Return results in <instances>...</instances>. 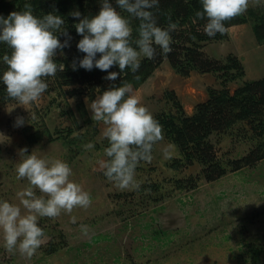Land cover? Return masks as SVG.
Segmentation results:
<instances>
[{
	"label": "rangeland",
	"instance_id": "1",
	"mask_svg": "<svg viewBox=\"0 0 264 264\" xmlns=\"http://www.w3.org/2000/svg\"><path fill=\"white\" fill-rule=\"evenodd\" d=\"M254 7L264 10V0ZM226 28L225 39L206 43L202 51L213 60L227 54L237 58L244 80L263 76L264 44L254 40L249 23ZM70 47L63 49L65 56ZM237 83L226 84L229 94ZM218 86L211 73L180 76L163 61L132 89L153 115L174 112L164 91L171 92L183 112L190 114L195 103L206 99V89ZM66 88L77 89L69 95L63 92ZM97 95L90 99L86 88L74 85L47 91L28 111L16 106L9 114L6 108L15 101L0 103V200L18 203L16 192L28 186L26 180L16 179L22 148L67 162L73 172L70 179L92 199L88 209H74L75 223L65 213L55 220L41 218L39 226L48 242L30 260L7 253L0 238V264H248L249 245L264 249V159L236 171L226 166L223 176L205 182L197 177L200 167L195 163L171 167L177 152L163 140L154 146L152 162H141L136 169L140 190L121 191L98 170L97 161L104 159L108 141L102 137L103 124L92 121L88 108ZM17 116L24 117L23 127L13 126ZM32 133L37 141L29 144ZM248 134L241 124L211 134L213 156L225 164L240 158L254 146ZM89 142L95 145L90 151L84 147ZM164 146L172 148L171 160L163 158ZM189 177L195 178L193 189L175 188L176 179ZM81 225L88 226L87 235L80 231ZM50 248L54 251L47 252Z\"/></svg>",
	"mask_w": 264,
	"mask_h": 264
},
{
	"label": "clouds",
	"instance_id": "2",
	"mask_svg": "<svg viewBox=\"0 0 264 264\" xmlns=\"http://www.w3.org/2000/svg\"><path fill=\"white\" fill-rule=\"evenodd\" d=\"M200 3L202 10L195 15L198 20H206L203 31L209 37L225 35V22L244 15L250 5L261 6V0ZM158 8L159 0H100L94 16H82L74 10L71 15L78 21L74 27L81 37L76 47L84 55L73 60L72 69L96 68L107 73L104 79L116 81L126 70L137 73L142 59L153 60L157 49L164 55L170 53L171 34L178 30V25L169 18L167 27H160L153 12ZM133 20L138 21L135 38ZM57 33L64 37L63 41ZM71 39L62 16L50 12L38 17L30 3H25L23 11L0 16V44L10 50L0 56V62L7 66L0 74V82L7 98L15 101L6 108L9 114L16 106L28 111V106L47 92L48 78L64 71L54 57L58 52L63 55ZM113 67H118L119 72L110 71ZM88 108L92 121L103 124L102 137L108 141L103 149L104 159L97 161L98 170L119 190L139 191L141 182L136 178V169L141 162H152L154 146L164 140L163 126L133 94L128 83L100 92ZM25 123L23 116H17L13 126L23 127ZM84 147L90 151L95 145L89 142ZM161 151L165 160L173 158L170 146ZM18 156L16 179L26 180L28 186L16 192L18 203L0 200V238L7 253L30 260L48 242L39 226L41 218L55 220L62 213L71 216L74 209H88L92 199L89 192L70 179L73 172L67 162L42 158L33 151L28 153L26 148L20 149ZM71 221L75 223L76 217L71 216ZM80 231L87 235L89 228L81 225Z\"/></svg>",
	"mask_w": 264,
	"mask_h": 264
},
{
	"label": "trees",
	"instance_id": "3",
	"mask_svg": "<svg viewBox=\"0 0 264 264\" xmlns=\"http://www.w3.org/2000/svg\"><path fill=\"white\" fill-rule=\"evenodd\" d=\"M25 3L32 5L33 14L38 17L50 12L62 16L65 20V28L72 37L73 43L70 51L67 52L69 56L63 54L54 57L58 64L64 66V71L58 72L55 78H48L50 85L47 91H59L63 87L80 85L86 88L87 95L92 99L95 94H100L111 86L128 83L136 88L163 61L180 76H187L190 72L211 73L218 79V88H207L206 99L195 103L190 114L183 112L171 92L164 91L163 96L171 100L174 112L158 111L153 115L163 126L164 141L176 149V157L172 160L171 167L188 166L195 163L200 167L197 177L209 182L223 176L228 168L236 171L264 159V75L244 80V70L237 58L227 54L221 60H213L202 51L206 43L223 40L226 34L209 37L204 33L203 27L206 20H198L195 15L197 11L202 10L200 0H159V8L153 9L158 25L162 28L167 27L169 18L178 25V30L171 34L172 51L164 55L157 49V55L153 60L142 59L137 73L133 74L126 70L116 81L104 79L107 73L96 68L91 71L78 68L74 71L71 67L74 59L78 60L84 55L76 47L81 37L74 27L78 21L72 17L71 13L75 10L79 11L82 16H94L99 11L100 0H0V16L7 17L12 11H23ZM225 23L226 27L249 23L254 40L258 44H264V10L262 7L250 6L244 15ZM132 27L133 38H135L138 21L133 20ZM57 35L59 39H64L59 33ZM8 52L10 50L7 46L0 44V56ZM98 57L99 54H97ZM6 68L7 66L0 62V74ZM110 71L119 72V69L113 67ZM134 76H139V79H135ZM232 81L238 83L229 94L226 84ZM75 89L77 88H66L63 92L71 95V91L74 93ZM7 101L10 100L6 96L3 83L0 82V103ZM239 124L246 126L249 133L248 138L254 146L240 158L232 159L225 164L213 156L209 136L225 133ZM45 134L50 140L46 131ZM36 141L35 133L27 138L29 144ZM174 185L177 190H190L195 187V178L176 179ZM53 251L54 248H50L47 252ZM245 252L248 264L264 263V249L258 245H249Z\"/></svg>",
	"mask_w": 264,
	"mask_h": 264
}]
</instances>
